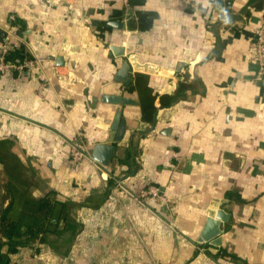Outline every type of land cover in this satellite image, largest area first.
I'll return each mask as SVG.
<instances>
[{
    "label": "crops",
    "instance_id": "1",
    "mask_svg": "<svg viewBox=\"0 0 264 264\" xmlns=\"http://www.w3.org/2000/svg\"><path fill=\"white\" fill-rule=\"evenodd\" d=\"M263 19L264 0H0L10 58H43L0 74V264H264ZM76 133L92 160L74 166L62 139ZM107 142L103 164L93 146ZM148 185L165 201L131 195ZM209 210L226 216L218 244L198 242Z\"/></svg>",
    "mask_w": 264,
    "mask_h": 264
},
{
    "label": "built area",
    "instance_id": "2",
    "mask_svg": "<svg viewBox=\"0 0 264 264\" xmlns=\"http://www.w3.org/2000/svg\"><path fill=\"white\" fill-rule=\"evenodd\" d=\"M124 12H127L130 7V0H121ZM9 45L6 39L0 42V74H12L14 72L24 73L32 68L36 63H40L43 58H29L16 61L9 58ZM251 58L258 65L259 73H264V19L254 30V38L252 42ZM65 144L69 146L70 157L69 161L76 166L82 159L92 160L87 147L83 144L80 133L69 140L62 139ZM123 188V187H122ZM130 192V191H128ZM131 193V192H130ZM151 194L158 198V200L165 201L158 187L148 185L137 194H132L138 202H143V197Z\"/></svg>",
    "mask_w": 264,
    "mask_h": 264
},
{
    "label": "water",
    "instance_id": "3",
    "mask_svg": "<svg viewBox=\"0 0 264 264\" xmlns=\"http://www.w3.org/2000/svg\"><path fill=\"white\" fill-rule=\"evenodd\" d=\"M135 68L140 71L147 70L146 66H136ZM129 70H130V66L128 62L124 61L118 72V77L126 83L130 82V78L128 76ZM106 99L112 102H116V103H121V102L129 103V104L135 103L133 100L129 98H122L120 96L119 97L118 96L109 97ZM120 115H121L120 111H116L114 123L112 125L113 128L116 127V124L118 123ZM123 131H124V122H121V128L118 132V135L115 136L114 138V136L111 134L108 141L111 142L114 139L120 140V136L123 133ZM114 147L115 146L113 144H109L108 142L107 143H97L93 146L92 157L96 160H99L103 164H108L109 160L112 158ZM221 220L222 221L226 220V216H224L221 213V211L215 212L213 210H209L208 218L206 219L204 229L198 239V242L203 243V242L210 241L213 244H218L219 243L218 236L220 232L219 224Z\"/></svg>",
    "mask_w": 264,
    "mask_h": 264
},
{
    "label": "trees",
    "instance_id": "4",
    "mask_svg": "<svg viewBox=\"0 0 264 264\" xmlns=\"http://www.w3.org/2000/svg\"><path fill=\"white\" fill-rule=\"evenodd\" d=\"M9 58L11 56H8ZM135 87L137 90L138 95V104L140 108V112L142 114V117L146 121H152L154 114H155V100L156 95L153 94V88L148 83V76L145 74H137L134 78ZM160 105H170L172 97L163 94L158 97ZM53 205V200L47 197L42 198L41 200H38V206L39 210L44 212V215L42 216L40 220V229H43L44 227V221L46 220L47 216L49 215ZM0 224L4 228H11L12 223L10 220H8L5 216L0 217ZM38 229V227H36ZM31 229V228H29ZM31 231V230H29Z\"/></svg>",
    "mask_w": 264,
    "mask_h": 264
}]
</instances>
